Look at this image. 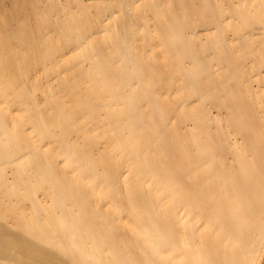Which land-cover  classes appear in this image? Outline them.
<instances>
[{"label": "rangeland", "instance_id": "1", "mask_svg": "<svg viewBox=\"0 0 264 264\" xmlns=\"http://www.w3.org/2000/svg\"><path fill=\"white\" fill-rule=\"evenodd\" d=\"M0 264H264V0H0Z\"/></svg>", "mask_w": 264, "mask_h": 264}]
</instances>
